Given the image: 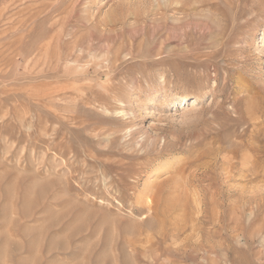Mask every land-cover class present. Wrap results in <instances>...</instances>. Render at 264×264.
Listing matches in <instances>:
<instances>
[{
    "label": "rangeland",
    "instance_id": "374dc122",
    "mask_svg": "<svg viewBox=\"0 0 264 264\" xmlns=\"http://www.w3.org/2000/svg\"><path fill=\"white\" fill-rule=\"evenodd\" d=\"M263 166L264 0H0V264H264Z\"/></svg>",
    "mask_w": 264,
    "mask_h": 264
},
{
    "label": "bare ground",
    "instance_id": "6f19581e",
    "mask_svg": "<svg viewBox=\"0 0 264 264\" xmlns=\"http://www.w3.org/2000/svg\"><path fill=\"white\" fill-rule=\"evenodd\" d=\"M200 98H201V96H197V97H194L193 98V100L194 101H192V102H197V101H200ZM257 161L255 162V160H254V162L255 163H253V165L251 166L252 168H255V172H254V175H255V177L257 176V173H258V170H257V166L258 165H260L259 163H261L262 161H260L259 162V160L258 159H256ZM248 166V165H247ZM261 167V166H260ZM264 167V166H263ZM260 172H261V170H260ZM264 174V173H263ZM262 174V175H263ZM257 178V177H256ZM258 179V178H257ZM261 179H262V177H261ZM249 193V192H248ZM147 215V214H146ZM175 238V237H174Z\"/></svg>",
    "mask_w": 264,
    "mask_h": 264
}]
</instances>
